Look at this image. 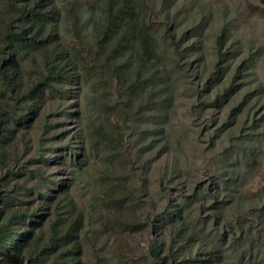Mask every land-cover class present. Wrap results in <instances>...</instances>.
Returning a JSON list of instances; mask_svg holds the SVG:
<instances>
[{"label":"rangeland","instance_id":"1","mask_svg":"<svg viewBox=\"0 0 264 264\" xmlns=\"http://www.w3.org/2000/svg\"><path fill=\"white\" fill-rule=\"evenodd\" d=\"M149 2L164 75L122 116L112 94L58 86L63 94L48 96L32 123L0 143V209L44 215L35 230L43 244L56 218L63 227L80 215L78 264H260L264 0ZM59 30L70 41L64 20ZM107 192L119 201L113 208L102 201ZM174 209L180 220L166 221ZM19 264L32 263L23 255Z\"/></svg>","mask_w":264,"mask_h":264},{"label":"trees","instance_id":"2","mask_svg":"<svg viewBox=\"0 0 264 264\" xmlns=\"http://www.w3.org/2000/svg\"><path fill=\"white\" fill-rule=\"evenodd\" d=\"M152 11L149 0H0V143L14 137L19 126L32 123L48 96L63 94L57 89L62 85L88 86L96 95L98 90L102 96L112 94L119 99L118 112L124 115L142 89L153 86L164 75L161 68L165 58L161 37L151 21ZM63 20L71 33L65 43L59 30ZM170 38L173 40L174 34ZM26 67L35 78H25ZM95 131L100 142L110 144L103 131ZM237 154L231 167L237 165ZM252 162H245L246 169ZM2 163L7 167L4 160ZM240 178L239 173L230 175L224 187H233ZM114 187V183L109 185ZM242 187L241 182L233 193L242 194ZM257 192L264 195V185ZM102 201L106 208L119 202L108 192ZM258 209L259 216L254 218L264 230V201ZM179 213L174 209L166 221L180 220ZM43 216L28 209L8 214L0 209V264L9 260L19 264L23 255L32 264H78L80 215L74 213L63 227L56 218L44 244L35 235ZM179 233L180 229L176 237ZM18 238L21 240L16 242ZM150 254L159 262L165 259L156 249ZM169 256L168 252L165 257ZM197 259L183 261L194 264ZM259 262L264 264V258Z\"/></svg>","mask_w":264,"mask_h":264}]
</instances>
